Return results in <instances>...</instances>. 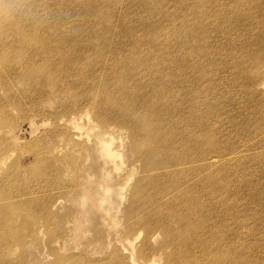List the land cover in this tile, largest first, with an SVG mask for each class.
<instances>
[{
	"label": "bare ground",
	"instance_id": "bare-ground-1",
	"mask_svg": "<svg viewBox=\"0 0 264 264\" xmlns=\"http://www.w3.org/2000/svg\"><path fill=\"white\" fill-rule=\"evenodd\" d=\"M260 4L264 0H0L6 16L0 22V90L8 78L9 90L13 77L43 68L42 91L50 79L58 83L62 105L44 112L55 124L43 137L58 144L52 151L59 179L72 180L58 201L70 194V202L93 197L90 208L102 224L110 221L102 234L115 253L106 264H264V214L257 210L264 208V185L256 194L257 180L238 172L248 167L238 163L249 157L252 130L232 129L230 120L238 124L244 113L225 110L236 105L229 91L250 102L254 91L263 97L252 89L245 64L263 65L264 47L262 56H253L232 26L250 31L244 17ZM257 42H264V32ZM19 47L18 56L27 59L22 63L14 57ZM66 90L74 99L68 95L64 104ZM123 101L125 110H117ZM113 124V132L131 130L133 151L122 162L141 164L132 183L131 166L128 179L109 177L119 169L105 132ZM16 126L0 119V172L15 165L12 150L25 142ZM88 131L92 141L83 140ZM255 132L250 142L258 144L264 118ZM223 140L234 149L226 152ZM256 154L264 161V149ZM96 180L104 184L95 188ZM117 189L130 197L121 211L109 206L117 200L109 191Z\"/></svg>",
	"mask_w": 264,
	"mask_h": 264
},
{
	"label": "rangeland",
	"instance_id": "rangeland-1",
	"mask_svg": "<svg viewBox=\"0 0 264 264\" xmlns=\"http://www.w3.org/2000/svg\"><path fill=\"white\" fill-rule=\"evenodd\" d=\"M255 1L249 0L250 5ZM3 12L4 7L0 6V22L3 17H6ZM245 20L247 21L246 24H248L247 28L251 29L248 32H246L245 28H240L236 24L232 26L238 29L237 35L244 42L250 44L252 55H259L260 57L262 56L261 49L264 47V42L258 43L257 38L264 32V6L261 4L257 5L254 12L244 17L243 22ZM95 43L98 44L99 42ZM237 52L236 50L231 52V54L236 56L234 63L237 60ZM20 53H23V51L19 47L14 53L17 63H22L27 60L25 57H19L18 55L21 56ZM131 58L135 57L129 55L128 60ZM125 61L126 58H122L120 65ZM245 67L247 73L251 75L249 77L253 78L252 89H256L258 93L262 90L263 97L259 95L257 99L254 91L253 95L255 96H252L251 103L250 98L247 99L249 102L244 99L245 94L243 95L242 92L240 97H238V94L233 98V94H230L233 91H229L227 98L231 97L236 105H233L231 108L225 107V110L226 114L241 111L244 115H249V122L245 119L246 116L241 115L244 118L240 120V123L234 124L231 120L230 123L231 128L238 129L237 131L252 130L247 137L250 143L248 146L250 149L249 157L247 160H242L238 163L239 166L246 164L248 167L240 170L237 165V168L240 174L249 177V181L257 180L256 186L258 190L255 192L257 194L263 191L264 174L261 171L262 166H264V161L260 160V157L256 153L264 149V136L258 144L253 141L250 142V139L259 132L254 133L260 126L261 119L264 118V89H261L259 86L260 83L264 84V64L255 69L251 59L245 64ZM44 72L45 69L43 68L37 69V72L33 75L23 72L13 77L14 84L9 90L6 83L11 78H8L3 83V89L0 90V109L9 113V117L4 115L0 119L5 124L15 122V125H17L16 136H23L25 138V142L19 144L20 146L18 148L12 150L15 155L11 161L15 162V165L11 169L2 170L1 172L3 173L0 172V264H106L113 262L110 260V257L115 253L113 246L107 245V241L104 240L102 234V228L106 230L105 225L109 226L110 221L107 220L102 224L96 209L90 208L93 197L89 195L81 202H70L69 199L72 195L70 194L63 203L58 201V197H61L60 192L69 188L72 180L70 181L67 175L68 180L66 177H60L61 179H59L56 171H58L60 161L58 157L54 156L55 152L52 151L53 145L58 146V144H55L57 142L49 136L43 138L55 124V119L51 116L49 118V115H44V112L48 113L50 110H58L62 105L59 100L61 93L59 92L57 82L50 79L44 86L43 91L38 85L39 75ZM110 82L112 87L118 83L117 80ZM68 95L74 99L73 94L66 90L61 95L64 104L69 99ZM90 97L91 94L87 98L90 100ZM92 97L94 105L98 100L95 99L93 94ZM108 100L112 103L113 99L108 96ZM228 103H231V101ZM120 104H127V101L116 103L117 110H125ZM37 110L40 112H36ZM30 121L34 122L33 125H31L32 122ZM103 128L106 127H102L100 130ZM116 130L118 128L114 124L105 129L106 134L112 138L111 149L117 155L116 162L119 166V169L110 174L109 177L113 178V180H126L128 179L126 167L131 166L135 169L130 179L132 183L134 179L140 176L141 164L134 160L131 163L122 162L125 154L133 151L131 130H127L128 134H126L124 127L120 128L119 132H113ZM41 137L42 139H40ZM83 140L92 141V132H85L83 134ZM34 141H37V143L35 144ZM222 147L226 152L234 149L226 140H223ZM86 153L88 155V151ZM68 161L70 160H66L64 163ZM91 162L92 157L90 155L86 164L89 165ZM45 173H48V176ZM238 178L237 180H239ZM39 184L41 187L37 188ZM103 184L104 181L100 186ZM253 184L255 185V183ZM92 185L95 188L100 187L98 180L94 181ZM117 193L118 189L115 195L112 191H109L108 195L114 196V199L117 198L109 206H112V208H120L121 211L123 206L129 204L130 197L121 192L118 195ZM55 200L58 203L54 209H51V205ZM12 206L15 208L10 210ZM257 210L258 212L262 211V214H264V208L262 206L258 207ZM120 211L117 213L119 214ZM74 213L80 218L78 226L72 224ZM259 224L263 225V223ZM255 227L257 226L255 225ZM119 253L122 254L120 251ZM160 263L162 264L161 259Z\"/></svg>",
	"mask_w": 264,
	"mask_h": 264
}]
</instances>
